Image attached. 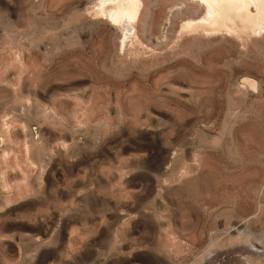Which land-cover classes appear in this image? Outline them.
I'll return each instance as SVG.
<instances>
[{
	"label": "rangeland",
	"instance_id": "obj_1",
	"mask_svg": "<svg viewBox=\"0 0 264 264\" xmlns=\"http://www.w3.org/2000/svg\"><path fill=\"white\" fill-rule=\"evenodd\" d=\"M157 1L131 50L95 0H0V264H264V32Z\"/></svg>",
	"mask_w": 264,
	"mask_h": 264
},
{
	"label": "bare ground",
	"instance_id": "obj_2",
	"mask_svg": "<svg viewBox=\"0 0 264 264\" xmlns=\"http://www.w3.org/2000/svg\"><path fill=\"white\" fill-rule=\"evenodd\" d=\"M95 1L96 2L94 3V8H93L94 14L93 15L96 14V17L98 15L99 17L101 16V18L105 17L111 24H113L119 28L120 34L122 35V37H121L122 48H125L127 45L128 46L130 45L131 47L136 46L139 49V45H142V41L140 40L141 38H139V35H138L139 32L137 33V31L139 30V29H137V24L139 23V20L143 16L144 13H147L148 18H151V14H152V13H149V10L147 8L148 6H146L147 5L146 2H144V0H95ZM188 1H191L194 3V6H193L194 10H198L199 8H201L202 9V15L198 18L184 19V21L181 24V28H179L180 29L179 31H181L183 36H184V34L185 35L186 34H195L196 36H197V34H200V37H202L203 35L206 36L207 34L210 35V34H214V33H222V34L227 33L229 35L233 34L234 36L235 35H237L238 37L240 36L241 38H242V36H244L246 39V37L250 38L252 36L260 35L264 32V0H188ZM182 3H184V2H182ZM182 3H179V4L183 6ZM179 4L177 6H180ZM177 6H176V9H177ZM178 8H181V7H178ZM150 12H151V10H150ZM169 12H171V10ZM179 13H181V12L179 11ZM166 18L168 19V16ZM151 19H153V18H151ZM169 19L171 20V18H169ZM149 20L146 23L147 25H149V23H151V20H150V22H149ZM145 29L147 31V28H145ZM176 33L178 34L179 32H176ZM180 37L182 38V36H179V39H181ZM179 39H176V42H177V40L179 41ZM129 47H128V50H129ZM133 47L131 48V50L133 49ZM128 50L126 49V51H128ZM135 51H134V53H135ZM21 53H23V52H21ZM134 53L132 52V54H134ZM250 82L252 83V81H250ZM6 121L7 120H5V122L3 121L4 123L2 122L3 127H4V125H5V127H4V129H3V127L1 128V130H3L2 131L3 133H2V137L0 140L2 142H4V137H5L9 142L10 141L13 142V141H15L16 137L13 140L12 133H10L12 130H10V126H9V124H7L8 121L7 122ZM12 122H14V121H11V123ZM16 141H15V143H16ZM29 143H30L29 141L27 143H25L24 147L22 146L23 148L21 150L19 148L18 149L20 151H22L23 156L22 155H20V156H22V158L24 157V159H25L24 160L25 162L23 164H25L27 162L28 163V166H27L28 170L29 169L31 170V167L34 169L33 166L35 165V161H36V160L33 161V159H35L39 155L38 153H36L39 151H34L37 154V156H35V158H34L35 154L33 155V151H31L32 147H34V146L31 147V145ZM17 145H19L18 142H17ZM17 145L15 148L13 147L14 149L13 148L12 149L15 150L17 147H19ZM18 149H16V151ZM37 150H39V149L37 148ZM16 151H13L14 155H16V153H18ZM31 152H32L33 157H30ZM43 154H44V152H41L42 156L41 155H39V156H41L42 158L38 156L39 159L40 158L43 159V156H44ZM49 154H50V152H49ZM10 155L12 156L11 151H9V149H7V148L2 149V152L0 154V160L3 161V165H0V187L2 188V190L4 189L5 191H7V195H8V192L10 193L11 189H13L12 188L13 186L10 187L11 182L8 179V173L10 172L8 169L14 168L13 165H11V166H13V167H11L7 162ZM18 156H19V154H18ZM13 157L16 158V156H12V158ZM41 159L38 161H42ZM19 160H21V159H19ZM2 161H0V162H2ZM14 161H15V159H14ZM38 161H36L37 164H39ZM20 162H22V160ZM46 162H47V159H46ZM12 163H10V164H12ZM13 164H16L17 167L20 164L23 165L22 163H20V164L13 163ZM36 168H37V166H36ZM18 169H19V167H18ZM25 169H27V168H25ZM25 169L22 167V170H25ZM22 170H20V171H22ZM28 170H25V171L28 172ZM23 174H25V173L23 172ZM25 175H22V178L25 177ZM27 176L25 178H23L22 180L26 179ZM24 187L26 188V185ZM17 189H18V183H17ZM17 189H15L16 190L15 193L17 195H19L21 193V192H19V190H22L23 187L19 190H17ZM22 191L24 192L25 190H22ZM211 251L213 253L215 251V249L212 248ZM238 252H239V254L242 253L241 251H238ZM257 253L258 252L255 253L253 250L247 249V251H246L247 255L246 254L245 255L248 258L251 255H252V257L256 256V257L252 258V260L247 258L248 264H261V261H258V262L254 261L255 258H257V257L260 258V256H261L259 253L258 254L260 256H257L258 255ZM239 254L237 256H239ZM245 255H244V258L246 257ZM214 256L211 255L210 258H208L209 259L208 263H210V264L215 263L214 258L216 256L215 257ZM238 258H240V257H238ZM227 260H228V258H227ZM230 261H232V260H230ZM232 264H233V261H232Z\"/></svg>",
	"mask_w": 264,
	"mask_h": 264
}]
</instances>
